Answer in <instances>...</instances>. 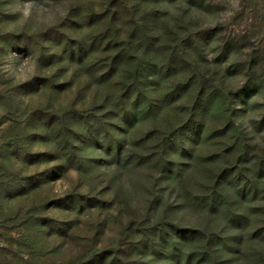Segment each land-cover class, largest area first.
Masks as SVG:
<instances>
[{
    "label": "rangeland",
    "instance_id": "1",
    "mask_svg": "<svg viewBox=\"0 0 264 264\" xmlns=\"http://www.w3.org/2000/svg\"><path fill=\"white\" fill-rule=\"evenodd\" d=\"M0 264H264V0H0Z\"/></svg>",
    "mask_w": 264,
    "mask_h": 264
}]
</instances>
